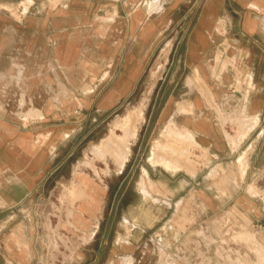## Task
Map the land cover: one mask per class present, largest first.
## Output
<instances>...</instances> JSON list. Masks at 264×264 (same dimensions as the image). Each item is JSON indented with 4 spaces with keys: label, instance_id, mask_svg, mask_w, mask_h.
<instances>
[{
    "label": "crops",
    "instance_id": "crops-1",
    "mask_svg": "<svg viewBox=\"0 0 264 264\" xmlns=\"http://www.w3.org/2000/svg\"><path fill=\"white\" fill-rule=\"evenodd\" d=\"M96 11L98 29L76 24ZM52 19V30L7 26V69L17 67L14 46L46 45L65 67L82 50L99 52V72L84 77L82 91L53 93L79 103L43 111L45 121L26 116L21 103L7 107L28 98L14 86L28 77L0 74V264L30 263L26 233L5 235L16 208L51 172L48 164L59 163L56 151L71 134L82 125L90 132L135 95L164 41L173 55L145 123L147 155L128 157L122 170L134 168L135 182L126 174L117 189L127 214L102 236L92 233L81 264L158 263L188 239L194 211L241 213L250 226L264 194V0H58ZM90 31L98 32L93 41ZM109 190L86 188L89 205L101 207Z\"/></svg>",
    "mask_w": 264,
    "mask_h": 264
},
{
    "label": "rangeland",
    "instance_id": "rangeland-1",
    "mask_svg": "<svg viewBox=\"0 0 264 264\" xmlns=\"http://www.w3.org/2000/svg\"><path fill=\"white\" fill-rule=\"evenodd\" d=\"M57 1L0 0V74L9 75L12 72L15 75L27 76L29 79L25 84L14 85L16 90L26 91L28 98L23 101L7 100V107L21 103L20 108L26 116L31 115L42 121H45L43 111L46 113H52V109L65 111L70 104L79 103L72 99L53 100V93L82 91L84 77L96 76L99 72V52H91L89 55L82 50L77 53L70 67H65L58 60L56 49L50 46L47 48L46 45L42 51L19 50L14 46L11 57L17 67L11 71L7 69V33H4L7 31V26L52 30V11L57 8ZM35 16L40 20L36 25H32L30 23ZM100 23L98 11L85 23L76 21L78 26L90 29H98ZM90 32L93 41L94 37H98L94 36L98 35L96 34L98 32ZM165 49L168 51L166 55L163 52ZM170 49L166 41L161 44L150 61L135 95L124 103L118 113L106 117L96 125L92 122L90 132L83 133L86 128L82 125L59 146L54 160V162L58 160L59 163L48 164L53 167L51 172L16 208L14 213L16 223L8 224L5 235L9 237L10 234L13 235L18 231L26 233V248L32 257L29 264H81L92 233L97 229L96 237L102 236L106 229L111 226L115 228L117 222H121L127 214V205L116 204L119 200L117 189L126 174L133 185L137 173L130 166L126 170L122 168L128 157L132 160L147 155L148 137L147 134L144 135L145 123L151 113L162 79L168 72V63L173 55ZM160 63H164L163 67L153 75ZM3 87L5 86L2 84L1 90ZM11 89V85L7 84V92ZM149 89L151 91L148 93ZM145 98L144 122L141 123V128L139 127L138 133L130 143L129 155L123 166L120 168L110 158L98 159L94 150L101 146L114 127L125 126L124 121L116 122V120L126 115ZM117 133L121 134L120 131ZM50 136L51 134L48 137ZM47 139L49 138H45L43 143L47 144L51 141ZM42 153H45V149ZM241 165L245 166L244 159H241ZM84 176L89 177L94 184L102 187H106V184L110 186L107 200L101 207L89 205V195L81 181V177ZM259 184L263 185L264 180H260ZM255 199L258 201V209L250 226L247 223L252 219L241 213L227 211L221 215H214L190 212V222L185 227V235L188 239L158 263L155 261L153 264H264L262 262L264 261V224L262 223L264 194L256 196ZM132 216L135 221L138 220L135 212Z\"/></svg>",
    "mask_w": 264,
    "mask_h": 264
},
{
    "label": "bare ground",
    "instance_id": "bare-ground-1",
    "mask_svg": "<svg viewBox=\"0 0 264 264\" xmlns=\"http://www.w3.org/2000/svg\"><path fill=\"white\" fill-rule=\"evenodd\" d=\"M163 52L166 55L168 51L165 49ZM163 65H164V63H160L157 66V68L155 69V71L153 72V75H156V73L159 71V69H161L163 67ZM233 88H235V87H233ZM150 91H151V89H149L148 93ZM145 108H146V98L141 100L138 103V105H136L133 109L129 110L126 113V115H124L122 118L119 117L116 120V122L124 121L125 126L123 128L114 127L111 134L104 140V142L101 144V146L97 150H94V154L98 159L105 160L106 158H110L120 168L123 166L125 160L127 159L128 155H129L130 143H131V141L134 140V136L136 135V133H138V130H139L141 123L144 122ZM117 131H120L121 134L117 133ZM81 181L85 185V188L92 190L94 183L92 182V180L89 177H87V176L81 177ZM92 199L94 202H96V200L94 198H92ZM137 216H138V214H137ZM262 262H264V261H262Z\"/></svg>",
    "mask_w": 264,
    "mask_h": 264
}]
</instances>
